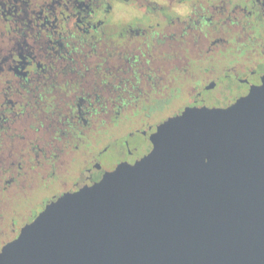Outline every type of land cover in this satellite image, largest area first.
<instances>
[{"label":"flooded vegetation","instance_id":"af4514ba","mask_svg":"<svg viewBox=\"0 0 264 264\" xmlns=\"http://www.w3.org/2000/svg\"><path fill=\"white\" fill-rule=\"evenodd\" d=\"M264 80V0H0V252L45 207Z\"/></svg>","mask_w":264,"mask_h":264},{"label":"water","instance_id":"95a60500","mask_svg":"<svg viewBox=\"0 0 264 264\" xmlns=\"http://www.w3.org/2000/svg\"><path fill=\"white\" fill-rule=\"evenodd\" d=\"M152 150L48 204L0 264H264V80L188 109Z\"/></svg>","mask_w":264,"mask_h":264}]
</instances>
